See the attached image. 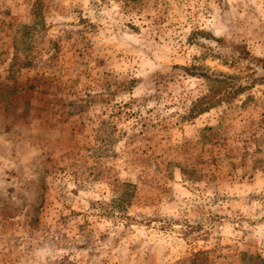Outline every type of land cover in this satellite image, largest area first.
Wrapping results in <instances>:
<instances>
[{
  "label": "rangeland",
  "instance_id": "374dc122",
  "mask_svg": "<svg viewBox=\"0 0 264 264\" xmlns=\"http://www.w3.org/2000/svg\"><path fill=\"white\" fill-rule=\"evenodd\" d=\"M0 264H264V0H0Z\"/></svg>",
  "mask_w": 264,
  "mask_h": 264
},
{
  "label": "trees",
  "instance_id": "16d2710c",
  "mask_svg": "<svg viewBox=\"0 0 264 264\" xmlns=\"http://www.w3.org/2000/svg\"><path fill=\"white\" fill-rule=\"evenodd\" d=\"M22 29L24 30V33H28L29 32V29L25 28V27H22ZM191 76H193V74H190ZM205 77V79L211 83V82H214L216 83L215 85H219L221 83L223 84H226L227 85V88H228V92L230 91V93L228 94H235L237 93L239 90L241 91L243 89V87H241L240 85H237V86H232V85H229V83H226L225 82V79H228V77H220V78H216V77H209L208 75H203ZM210 91H211V96L210 97H202V103H201V100L198 101V109L199 111H197L198 113H203L205 112L207 109L211 108V107H214L215 105H218L219 102H220V99H219V93L215 91V89H213V85L210 86ZM214 92H216L217 94H215ZM202 104V105H201ZM202 106V107H201ZM195 108V107H194ZM197 108V107H196Z\"/></svg>",
  "mask_w": 264,
  "mask_h": 264
}]
</instances>
